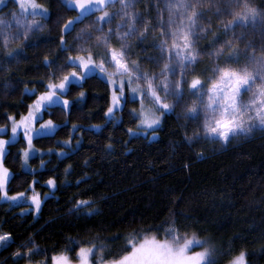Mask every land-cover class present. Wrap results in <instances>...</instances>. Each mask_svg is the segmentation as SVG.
Wrapping results in <instances>:
<instances>
[{
    "label": "snow or ice",
    "instance_id": "snow-or-ice-1",
    "mask_svg": "<svg viewBox=\"0 0 264 264\" xmlns=\"http://www.w3.org/2000/svg\"><path fill=\"white\" fill-rule=\"evenodd\" d=\"M138 2L56 0L63 11L75 15L65 19L61 12L53 20V13L42 0H14L17 10L11 13L12 20L0 19V49L4 51L0 71L26 59L24 47L46 44L32 41V36L50 23H55L57 47L64 56L58 64L60 56L50 59L44 55L43 65L55 70L48 73L43 90L37 92L35 87L30 89L25 84L24 93L34 99L25 112L7 114L5 118L10 123L0 125V200L10 205L30 201L29 207L40 211L42 200L35 190L36 170L28 164L39 151L33 141L57 133L61 126L51 118L52 111L59 108L60 112L71 114L85 98L86 79H99L108 89L105 112L110 118L108 123L114 122L115 113L123 112L129 103L138 105L128 111L136 125L135 129L128 128L130 137L143 134L144 139H156L162 118L177 109L178 119L182 117L194 125L189 132L185 124L184 136L190 148L200 146L201 141L225 148L233 140L247 138L256 131L264 132V0H259L258 5L256 0H151L149 9L155 10L154 20L136 11ZM4 3L5 0H0V5ZM117 5L118 10L110 11ZM205 8L215 9L216 27ZM257 27L259 56L252 42L244 43L246 32ZM209 35L210 50L200 46L201 40ZM21 42H25L23 47ZM240 43H244L243 51ZM149 48L155 54H150ZM205 57L209 60L207 64L203 63ZM74 87L81 89L77 102L67 98ZM14 92L15 88L6 83L3 94ZM45 114L48 119H44ZM9 126L11 135L5 139ZM91 127L101 131L100 125ZM78 130L83 129L73 124L71 134L62 144L71 145ZM21 135L26 142L20 149L21 167L28 168L26 174L33 179L26 189L10 195L9 186L17 177L4 160ZM79 143L77 139L76 144ZM112 146L109 140L106 145L109 152ZM58 155L68 157L69 153L61 147ZM196 156L203 158L202 146ZM41 166H44L42 158ZM184 166L190 167L187 163ZM70 169L71 165L65 173ZM81 182L78 180L77 185ZM46 184L54 189L56 180L50 177ZM94 204L90 198H76L70 212H84L91 218L99 214ZM167 211L170 214L164 220L146 228L140 221L132 220L127 235L117 233L107 238L101 233L108 229L102 228L82 240L69 237L71 247L54 252L50 258L34 243L26 247L23 255L20 248L12 255L26 259V264H33L35 255H45L36 264H248L245 249L235 252L226 248L206 229H197L195 223L182 224L178 219L180 213ZM12 243L10 232H0V248L7 249Z\"/></svg>",
    "mask_w": 264,
    "mask_h": 264
},
{
    "label": "trees",
    "instance_id": "trees-1",
    "mask_svg": "<svg viewBox=\"0 0 264 264\" xmlns=\"http://www.w3.org/2000/svg\"><path fill=\"white\" fill-rule=\"evenodd\" d=\"M42 2L49 6L53 20L61 12L65 19L75 15V12L63 11L56 0ZM150 2L139 0L136 11L154 20L156 13L149 9ZM118 8L119 5L110 11ZM16 10V4L8 0L0 5V19L11 21V13ZM204 11L216 27L215 9L205 8ZM211 40L209 35L201 40L200 46L210 50ZM32 41L47 43L40 47H24L26 59L0 71V104L4 105L0 107V125L9 124L5 118L7 114L25 112L27 104L34 99L24 93L25 84L30 89L35 87L37 92L43 90L48 73L55 70L43 65L44 55L50 59L60 56L57 63L63 62L64 56L57 47L55 23L46 24L42 32L32 36ZM246 42L253 43L259 56V27L246 32ZM24 43L21 42V47ZM244 43L239 45L242 51ZM148 51L155 54L154 49ZM3 55L0 49V57ZM203 63H209L207 57L203 58ZM145 67L151 65L145 64ZM6 83L15 88L13 94H3ZM80 90L74 87L67 98L77 102ZM83 90L85 98L71 114L62 113L59 108L52 111L51 118L61 126L57 133L51 138L33 141L35 148L43 152L28 162L30 168L36 170L35 190L45 195L47 179L56 180L55 190L43 201L38 216L23 213L26 205L10 207L0 203V232H10L13 241L7 249L0 248V264H26V259L15 258L12 253L20 248L23 255L26 247L33 243L50 258L54 252L71 247L69 237L82 240L102 228L108 229L101 233L107 238L117 233L127 235L132 220L140 221L146 228L164 220L170 214L168 209L181 214L178 219L182 224L195 223L197 229H206L226 248L235 252L245 249L249 254L248 264H264V132L256 131L247 138L233 140L225 148L203 141L200 146L190 148L184 136L185 124L189 132L194 125L182 117L178 119L180 110L177 109L176 113L162 118V128L156 139H144L141 135L130 137L127 130L135 129L136 125L128 111L138 105L129 103L119 112V123H108L105 112L109 92L105 84L99 79H86ZM48 118L45 114L44 119ZM73 124L83 130H78L72 144L65 146L62 142L71 134ZM93 125H100L101 131L97 132L91 127ZM109 140L113 145L111 152L106 148ZM201 146L204 156L198 159L196 153ZM23 147L20 139L4 160L5 166L17 177L9 186L10 195L26 189L33 179L21 167L19 154ZM61 147L69 153L68 157L58 155ZM186 163L190 167L185 168ZM69 165L71 169L66 174ZM78 180L82 181L79 185ZM76 198L94 200L99 214L87 218L84 212H70ZM45 255L33 256V264L43 261Z\"/></svg>",
    "mask_w": 264,
    "mask_h": 264
},
{
    "label": "rangeland",
    "instance_id": "rangeland-1",
    "mask_svg": "<svg viewBox=\"0 0 264 264\" xmlns=\"http://www.w3.org/2000/svg\"><path fill=\"white\" fill-rule=\"evenodd\" d=\"M7 1H8V0H5V3H6ZM10 1L14 2V0H10ZM5 3H4V4H5ZM16 6H17V5H16ZM137 107H138V106H137ZM118 114H119V112L115 113V121H114L113 123H119V122H120V118H119V115H118ZM105 118H106V122L110 119L109 117H106V116H105ZM9 123H10V122H9ZM10 135H11V131H10V126H9L8 133H7L6 136H4V138L7 139V136H10ZM141 136H143V134H141ZM20 139L23 141L24 145L26 146V142L23 140L22 135H21V137L19 138V140H20ZM42 154H43V152L38 151L34 157H36V156H41ZM28 162H29V161H28ZM22 163H23V161L21 160V164H22ZM22 169H23L24 171H29L28 168H22ZM45 186L47 187L48 192L45 193V195H41V194H40V195H41L42 203H43V201H44L45 199H47L48 197L52 196V194H53V192H54V190H55V188H54V189H53V188H50L47 184H46ZM38 193H39V192H38ZM0 203L7 204V205H9L10 207L26 205L27 208L23 210V213L31 212L35 218H36V217L38 216V214H39V212L37 213V212L34 211L33 208L29 207V205H30V201L27 202V203L21 202L19 205H15V204L10 205L9 202L4 201V200H0ZM41 206H42V204H41Z\"/></svg>",
    "mask_w": 264,
    "mask_h": 264
}]
</instances>
